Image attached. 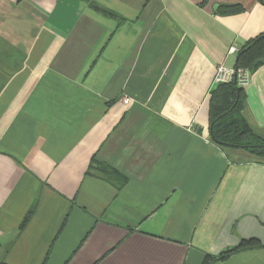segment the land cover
Segmentation results:
<instances>
[{
    "label": "crops",
    "instance_id": "obj_1",
    "mask_svg": "<svg viewBox=\"0 0 264 264\" xmlns=\"http://www.w3.org/2000/svg\"><path fill=\"white\" fill-rule=\"evenodd\" d=\"M262 32L264 0H0V262L203 264L254 238L213 264H264V157L209 123ZM245 90L264 139V65Z\"/></svg>",
    "mask_w": 264,
    "mask_h": 264
},
{
    "label": "trees",
    "instance_id": "obj_2",
    "mask_svg": "<svg viewBox=\"0 0 264 264\" xmlns=\"http://www.w3.org/2000/svg\"><path fill=\"white\" fill-rule=\"evenodd\" d=\"M91 6L107 17L122 22L124 19L115 11L97 3ZM238 4L221 5L219 13L231 14L240 12ZM264 65V32L249 39L237 52L234 69L247 71L250 75ZM246 99L245 87L234 78L230 82H219L211 91L209 98V123L212 139L222 146L242 148L258 156L264 157V139L257 136L245 121L242 110ZM92 169L101 173L110 181H116L117 175L113 170L99 163L92 164ZM257 239H243L238 245L228 247L217 255L207 254L203 264H213L223 261L232 254L244 250H253L261 247ZM0 264H6L0 262Z\"/></svg>",
    "mask_w": 264,
    "mask_h": 264
},
{
    "label": "built area",
    "instance_id": "obj_3",
    "mask_svg": "<svg viewBox=\"0 0 264 264\" xmlns=\"http://www.w3.org/2000/svg\"><path fill=\"white\" fill-rule=\"evenodd\" d=\"M232 52H236L237 48L233 46L231 48ZM235 75H237V80L240 85L246 87L250 80V74L247 71L239 70V72H236L234 68H228L223 65L219 66L217 69V74L215 77V83L219 82H230L235 78ZM125 102H128V99H126Z\"/></svg>",
    "mask_w": 264,
    "mask_h": 264
},
{
    "label": "water",
    "instance_id": "obj_4",
    "mask_svg": "<svg viewBox=\"0 0 264 264\" xmlns=\"http://www.w3.org/2000/svg\"><path fill=\"white\" fill-rule=\"evenodd\" d=\"M235 78L237 79V75H235Z\"/></svg>",
    "mask_w": 264,
    "mask_h": 264
},
{
    "label": "rangeland",
    "instance_id": "obj_5",
    "mask_svg": "<svg viewBox=\"0 0 264 264\" xmlns=\"http://www.w3.org/2000/svg\"><path fill=\"white\" fill-rule=\"evenodd\" d=\"M238 50H239V49H237V51H236V52H238Z\"/></svg>",
    "mask_w": 264,
    "mask_h": 264
}]
</instances>
